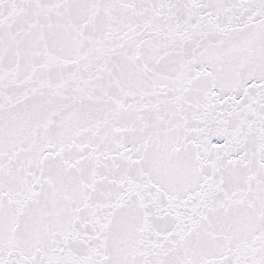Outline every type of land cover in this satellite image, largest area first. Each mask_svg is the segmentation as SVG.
Listing matches in <instances>:
<instances>
[{
    "label": "snow or ice",
    "instance_id": "1",
    "mask_svg": "<svg viewBox=\"0 0 264 264\" xmlns=\"http://www.w3.org/2000/svg\"><path fill=\"white\" fill-rule=\"evenodd\" d=\"M0 264H264V0H0Z\"/></svg>",
    "mask_w": 264,
    "mask_h": 264
}]
</instances>
